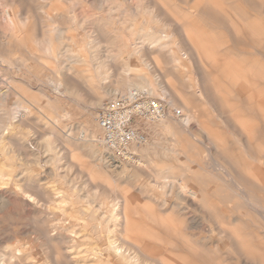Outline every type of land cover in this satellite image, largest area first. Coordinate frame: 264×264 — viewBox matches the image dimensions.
I'll use <instances>...</instances> for the list:
<instances>
[{
    "label": "bare ground",
    "instance_id": "6f19581e",
    "mask_svg": "<svg viewBox=\"0 0 264 264\" xmlns=\"http://www.w3.org/2000/svg\"><path fill=\"white\" fill-rule=\"evenodd\" d=\"M85 8L103 12L96 25L115 26L114 31L102 28L97 32L95 24H90L91 30L85 32L89 39L85 57L72 54L71 40L66 43L64 39L67 30L48 17L43 19L52 22L47 20L50 25L37 44L47 58L27 50L31 60L44 69L49 59L57 62L58 69L54 65L46 69L58 73L51 85L80 102L89 92L86 85L98 78L107 80L115 68L121 73L116 85L106 88V96L115 100L140 92L154 100H167L183 112L181 126L167 116L160 122L161 129L173 134V144L146 143L135 149L139 160L134 165L122 164L102 152L99 132L86 125L78 126L75 133L65 130L69 112L48 100L45 108L52 124L61 126L60 132L53 128L39 132L38 146L46 158L42 161L38 154L27 152L31 160L25 161L41 169L55 168L62 161L64 152L59 146H63L68 165L64 159L60 163L67 173L61 177L75 184L68 172L76 168L85 180L83 187L51 186L52 191H45L38 187L44 183L34 171L18 169L23 150L17 130L28 127L33 111L19 101L13 104L12 114L7 113L3 104L11 96L0 91V264H264V0H0L1 22L9 37L0 39L4 48L0 51L18 50L17 45L12 48L13 43L18 44V30L30 24L32 12L72 13ZM83 13L80 25L90 19ZM140 13L158 26L172 27L185 52L172 57L174 36L157 30L133 31ZM123 31H131L132 43L120 41L127 34ZM105 43L109 46L104 55L101 45ZM118 43L127 54L122 63L117 53L122 50L115 48ZM168 53L172 63L165 65L176 63L170 69L182 67L183 72V60L190 61L197 79L190 91L181 93L170 83L173 74L161 67ZM6 64L2 61L0 66L6 68ZM102 100L92 96L90 106L101 108ZM55 170L49 168L50 178ZM32 217L36 223L30 241L21 243L29 225L23 227L21 222ZM55 221L60 225L53 226ZM37 241L54 249L42 256Z\"/></svg>",
    "mask_w": 264,
    "mask_h": 264
},
{
    "label": "rangeland",
    "instance_id": "374dc122",
    "mask_svg": "<svg viewBox=\"0 0 264 264\" xmlns=\"http://www.w3.org/2000/svg\"><path fill=\"white\" fill-rule=\"evenodd\" d=\"M92 9V10H91ZM85 8V9H83V10H79V11H72V13L70 12L71 10H60V11H54V10H52V9H48V10H39V11H35V12H32L31 14H30V18H31V21H30V24H28V25H24V26H22V28L21 29H19L18 31H19V38H18V41H17V43L18 44H16V41H14L15 43H13V46L15 45H17V46H19L18 47V50L20 49V51H18V50H16V52L15 51H12V52H6V51H4L3 53H2V50L0 51V63L2 62V61H5V62H7L8 64H6V65H8V67H6V68H2L1 66H0V76H2V81L4 82H2V81H0V91H3V92H8L9 93V95L11 96V98L8 100V101H6L5 102V104H3V109L4 110H6V109H8V110H6V112L7 113H9V114H12V112H13V110H14V105L17 103V102H19V101H23L24 103H26V105L29 107V108H31V110L33 111L32 113V115L34 116H32V115H30V117L28 116V123L26 124V126H28L27 128L25 127L24 129H20V131H18L17 130V132H18V135H17V140H18V143L20 144V143H22L21 144V147H22V150H23V157H24V163H25V165H24V163L22 162V158H21V167L20 168H18L19 169V171L20 172H25V170H26V172H27V170H28V172H30V173H33V171H34V173L33 174H35L34 176L36 177V179H40V178H42L41 180H43V181H45L44 179H46V181L45 182H43L42 181V183H44V184H41L40 182V184L41 185H43V187L44 188H46V189H44L39 183H37L36 182V185H40V186H38L39 188H41L42 190H45V191H47V190H49V191H52L54 188H67V189H72L73 188V185H75V187H79V186H81V187H83L84 186V180H85V177L83 178V176L82 175H80V172H79V170H75L76 168H73L74 169V171H71V170H69L70 172H68V176L70 175V173H71V175H73V176H69L70 178H74L75 179V184H68L67 182H65L64 180H63V178L61 177V176H63L64 174H67L66 173V166L65 165H68L66 162L68 161L67 160V155H66V150L64 151V149H63V146H59V148L60 149H62V150H60V151H62V152H64L62 155H61V153H59V155H61L60 157H61V160L62 161H60V162H58L59 164H57V167H53V166H51L53 169H57V170H55V172H56V175H54V177H52V178H50L49 177V175L47 174L49 171V168H51L50 166H49V168L48 167H46L45 166V168L44 169H41V168H39V167H37V165H35L34 163L32 164V162H30L29 160H31L30 159V156H26V155H28L29 153L30 154H38L37 156L40 158V160H42V161H44L45 160V158H46V154H44V152H43V150L41 149V148H39L40 146H38V145H40V143H41V141L39 142V140H41L40 138H41V134L39 133V132H41L42 131V133H43V131L45 132V131H47L49 128L51 129V128H53V129H55L57 132H60V129H61V126H54L53 124H52V119H51V117H49V115H48V113H47V109L45 108V106L47 105V101L48 100H50L51 102H54V103H56V104H59L58 106L59 107H61V108H65L64 110H66L67 112H69V115H70V118L68 117V119L65 121V130H67V131H70L71 129H72V132L73 133H75L74 131H76V129H77V127L79 126H83V125H86V127L88 128V129H90L91 131H97V132H99V134H100V138H102V136H103V134H102V132H101V130L99 129V127L97 126V124H96V121H95V118H96V116H97V114L100 112V110H101V108H103V106L107 103V102H109V101H112V100H114L113 98H109V96H106V88L108 89V88H110V84H111V86L112 87H114L115 85H116V82H117V77H118V75L121 73L120 71H117L115 68H113V69H111V71L110 72H112V76L110 75V76H108V77H106L105 79H107V80H103L104 78H98V79H95L94 80V84L93 85H91V86H89V85H86L87 87V89L89 90V92L87 93V94H89V96H87V94H86V96L85 97H83L81 100H80V102L78 101V102H75L73 99H71L69 96H67L66 94H65V92L64 91H57V89H56V86L55 85H51V83H50V80H53L55 77H54V74H55V76L58 74V73H55V72H52L51 70L50 71H47L48 70V68L49 69H51L52 67L54 68V66H55V70L56 69H58L57 67H58V65H57V62L55 61V60H53V59H49L48 60V63H50L49 65H48V68H45L44 69V67H42L40 64H38V63H36L35 61H33V60H31V53H40L39 55L40 56H42V57H44V58H47V56L45 55V54H43V53H41L40 52V50H41V48L37 45L38 44V42L39 41H41V39H42V35H43V33L47 30V26L48 25H50V23L49 22H52V20H57V23H59V24H57V25H55V26H57V27H59L60 29H63L64 31H66L67 30V32H65V35L67 36L66 38H64L66 41V43H69L68 42V40L70 41L71 40V43H70V45H72L73 47H72V54L74 55H76V56H86V53L84 52V50H86L87 49V47H88V45H89V39H88V37L86 36L87 34L85 33L86 31H88V30H91V28H92V26H94V24H95V27H93L94 29H96V27L98 28V29H96V31L98 30L99 32H101V31H103V30H110V31H114L113 30V28L115 27L114 25H112V24H109L108 23V25L105 23V25L106 26H103L104 24H103V22L101 23V22H99V24L101 25V26H103V27H101L100 26V28L98 27L99 26V24L97 23V25H96V21L98 20V19H100V17L99 16H101V15H103V12L101 11V10H99L98 8H96V10H93V8ZM95 9V8H94ZM41 11H43V12H41ZM67 11H69V12H67ZM80 11H82V12H84L83 14H85V17H87V15L89 16V18L91 19H88V20H90V21H88L87 20V24L86 23H83L84 24V26H83V24L82 25H80L78 22H79V20L81 19L80 18V16H82V12H81V14H80V16H79V14L78 13H80ZM88 11V12H87ZM91 11V12H90ZM0 12H2V9H0ZM77 12V13H76ZM44 13V14H43ZM39 14V15H38ZM63 14V15H62ZM101 14V15H100ZM144 13H142V15H141V13L139 14V15H141V16H139L138 14H136L137 16L135 17V23H134V25H133V31H138V30H140V29H144L145 31H149V30H157V31H161L164 35H170V36H174L175 38H174V43H175V41H176V43H175V45H171L170 46V50H172L171 52H173L172 54H173V56L172 57H180L181 55H182V53H184L185 52V48H184V46L182 45V43H181V40H180V38H176V36L175 35H173L174 34V30H173V28L172 27H168V28H163L162 26H158L157 25V23L155 22V21H150V20H148L146 17L147 16H145V14L143 15ZM47 15V16H46ZM95 15V16H94ZM53 16V17H52ZM60 16V17H59ZM70 16V17H69ZM84 16V15H83ZM82 16V17H83ZM143 16H145V17H143ZM50 18V19H52V20H50V19H43V18ZM62 17V18H61ZM68 17H69V19H68ZM84 17V18H85ZM97 17H99V18H97ZM1 18H2V13H0V39L2 40L4 37H6L5 39L6 40H8L9 39V37L7 36L8 35V31H6L7 30V28L5 27V25L1 22ZM60 18V19H59ZM77 18V19H76ZM94 18V19H93ZM42 20V22H43V20H44V22L41 24V20ZM68 19V20H67ZM76 20L75 22L74 21H70V20ZM93 19V20H92ZM97 19V20H96ZM47 20H50L48 23H46L47 22ZM94 20H95V22H94ZM148 20V21H147ZM152 22V23H151ZM156 24H155V23ZM45 23V24H44ZM89 23V24H88ZM63 24V25H62ZM92 26H91V25ZM103 24V25H102ZM47 25V26H46ZM62 25V26H61ZM86 25V26H85ZM87 25H89V26H87ZM81 26H83L84 27V29H83V27H81ZM91 26V27H90ZM108 26V27H107ZM110 26H111V28H110ZM112 26H114V27H112ZM63 27V28H62ZM105 27H107L106 29H104ZM5 28H6V30H5ZM46 28V29H45ZM90 28V29H89ZM102 28H103V30H102ZM88 29V30H87ZM93 29V30H94ZM135 29V30H134ZM1 31H2V34H1ZM5 31H6V33H5ZM97 31V32H98ZM109 31V32H110ZM123 32H125V33H127V34H125V35H123V38H122V40H120V41H122V42H127L128 44L129 43H132L133 42V40H131L129 37H130V33H131V31L128 33V31H123ZM4 34V35H3ZM7 34V35H6ZM124 34V33H123ZM129 35V36H128ZM37 36V37H36ZM40 36V37H39ZM127 36H128V40H125V39H127ZM65 37V36H64ZM87 37V38H86ZM41 38V39H40ZM108 39V38H107ZM106 39V41L108 42V40ZM1 40H0V48H2L3 46H2V44H1ZM24 40V41H23ZM74 42H73V41ZM124 40V41H123ZM102 41H104L105 42V38H104V40L102 39ZM180 41V42H179ZM13 42V41H12ZM23 44V46H21L22 44ZM73 44H77L76 45V47H75V45H73ZM83 45V46H82ZM12 46V48H16L15 46L13 47ZM26 46V47H25ZM86 46V47H85ZM106 46V47H105ZM109 45H107L106 43H105V45H101V47H102V51H103V53H104V55L106 54V48L108 47ZM175 46V47H174ZM29 47V48H28ZM116 47H118V48H120V49H116L117 51L118 50H122V48H123V44L122 43H118L116 46H115V48ZM85 48V49H84ZM104 48V49H103ZM172 48H174V49H172ZM178 48V49H177ZM183 48V49H182ZM2 49H4V48H2ZM32 50L31 51V53L30 52H28L27 50ZM79 49H81V50H79ZM179 50V53L180 54H178V55H176L175 54V51H178ZM26 51V52H25ZM14 52H15V55H14ZM80 52V53H79ZM6 53H8L7 54V56H6ZM30 53V54H29ZM118 54H120L121 55V60L122 61H118L119 63H122V62H124V60L127 58L126 56H127V54L126 53H123V50H122V52L120 51V52H117ZM123 54V55H122ZM9 55V56H8ZM25 56V55H27V56H25V58L24 57H22V56ZM30 56V58H29V56ZM126 55V56H125ZM176 55V56H175ZM2 57H4V58H2ZM20 57V58H19ZM120 57V56H119ZM118 57V60H120V58ZM168 57V58H167ZM20 59V61H22L21 63L22 64H20V62L19 61H17V60H19ZM29 58V59H28ZM124 58V59H123ZM170 58V56H169V53L166 55V59H165V61H164V63H162V65H161V67H162V69H164V70H169V72H171V74H173L172 76H170L169 77V81H170V83L173 85V86H177L178 87V90L182 93V92H188V91H190V88H192L195 84H196V81L195 80H197L195 77H193V68H192V66L190 65V61L188 60V64L186 63L187 62V60H183L184 61V63H185V67H183V72H181V70L180 69H182V67H180L178 70H175V69H170V68H172V65L174 66V65H176V63L175 62H173L174 64H169L168 66H166L165 65V62H166V64L169 62H171L172 63V61L169 59ZM5 59H7V60H5ZM14 59V60H13ZM27 59V60H26ZM28 60H30L29 62H28ZM52 60V61H51ZM17 61V63H15ZM186 61V62H185ZM12 62V63H11ZM25 62H26V64H27V66L25 67ZM56 63V65H55V63ZM14 63V64H13ZM30 63L32 64V65H30ZM16 64V65H15ZM52 64V65H51ZM117 64V63H116ZM11 65V66H10ZM19 65H20V67H19ZM54 65V66H53ZM18 67V68H15V67ZM30 66V67H29ZM50 66V67H49ZM191 68H190V67ZM24 67V68H23ZM167 67H169V69L167 68ZM8 68V69H7ZM10 68V69H9ZM22 68H23V70H22ZM25 68H27V69H25ZM52 68V69H53ZM7 69V70H6ZM41 69V70H40ZM47 69V70H46ZM186 69V70H185ZM192 69V70H191ZM4 70V71H3ZM9 70V71H8ZM11 70H13V71H11ZM47 72H46V71ZM172 70V71H171ZM2 71H3V73H2ZM21 71V72H20ZM42 71H43V73H42ZM46 73H45V72ZM174 71H175V73H177V74H175L174 73ZM180 71V72H179ZM14 74H13V73ZM190 72V73H189ZM9 73H11V74H9ZM40 73H42V74H40ZM4 74H5V76H4ZM48 74V75H47ZM110 74V73H109ZM7 75V76H6ZM11 75V76H10ZM12 75H14L15 76V78L12 76ZM21 75V76H20ZM38 75H39V77H38ZM50 75V76H49ZM113 75H114V77H113ZM41 76V77H40ZM47 76V77H46ZM8 77H9V79H12L13 80V82H11L9 85H8ZM13 77V78H12ZM51 77V78H50ZM109 77H113L112 79L111 78H109ZM175 77V78H174ZM180 77V78H179ZM181 77H183V78H181ZM191 77H193V79L191 78ZM17 78V79H16ZM53 78V79H52ZM184 78H185V80L186 81H184ZM4 79V80H3ZM21 79V80H20ZM110 79V80H109ZM190 79V80H189ZM20 80V81H19ZM48 80V81H47ZM100 80H102V81H100ZM113 80V81H112ZM99 81H100V83H99ZM108 82V83H105V82ZM184 81V83H185V85H184V83H181V82H183ZM50 83V85H49V83ZM2 83H3V85H2ZM102 83V84H101ZM175 83V84H174ZM177 83V84H176ZM21 84H22V86H21ZM24 84H25V87H23L24 86ZM98 84H100V85H98ZM104 84V85H103ZM108 84V85H107ZM10 85H12L13 86V89H10ZM97 85V86H96ZM191 85H193L192 87H191ZM105 86V87H104ZM188 86V87H187ZM190 86V87H189ZM24 89H23V88ZM40 87V88H39ZM184 87H185V89H184ZM103 88H105L104 90H103ZM98 89V90H97ZM187 89V90H186ZM5 90V91H4ZM14 90H15V92H14ZM91 90H93V91H91ZM98 91V92H97ZM104 93V94H102V92ZM41 93H42V95L43 96H41ZM184 93V94H185ZM46 96H48V97H46ZM92 96H99V97H102L103 98V100H102V105H101V108H98V107H94V108H92L91 106H90V103H89V100L91 99V97ZM24 97V98H23ZM41 99H40V98ZM50 97V98H49ZM109 98V99H108ZM18 99V101H16ZM56 99V100H55ZM112 99V100H111ZM53 100V101H52ZM60 100V101H59ZM42 101V102H41ZM45 101V102H44ZM84 101V102H83ZM165 103H167L166 101L167 100H163ZM10 102H11V104H10ZM13 102V103H12ZM38 102V103H37ZM39 102H41L40 104H39ZM44 102V103H43ZM84 103V104H83ZM14 104V105H13ZM28 104H30V105H28ZM198 104V103H197ZM7 105H8V107H7ZM33 105V106H32ZM88 105H89V107H91V108H89L88 107ZM168 105V104H167ZM33 108H32V107ZM35 106V107H34ZM87 106V109L85 108ZM171 109H179L177 106L176 107H173V106H170V105H168ZM11 107V108H10ZM37 107V108H36ZM41 107H42V109H41ZM10 108V109H9ZM85 108V109H84ZM90 110H89V109ZM97 108V109H96ZM40 110V112L38 111V110ZM10 110V111H9ZM12 110V111H11ZM41 110H42V112H41ZM44 110V111H43ZM95 110V111H94ZM39 113H38V112ZM35 112H37V113H35ZM47 113V114H46ZM90 113V114H89ZM36 115V116H35ZM94 115V116H93ZM49 117V118H48ZM168 117H170V118H172L173 119V121L175 122V123H177L179 126H181L180 124H181V119H177V118H175L174 116H173V114L172 113H170L169 114V116ZM31 118H32V120H31ZM35 118V119H34ZM49 119V120H48ZM39 120V121H38ZM51 120V121H50ZM30 122L32 123V124H30ZM35 122V123H34ZM34 124H36V125H34ZM32 125V126H31ZM50 125V126H49ZM161 125H162V123H156V124H152V123H146V122H144V123H142L141 124V129L145 132V134L147 135V137H148V144L150 145V146H152V145H171V144H173V134H171L170 132H167V131H163L162 129H161ZM31 126V127H30ZM36 126V131L34 130L35 128L34 127ZM92 126V127H91ZM33 127V128H32ZM38 127H39V129H38ZM47 129V130H44V129ZM74 128V129H73ZM29 129V130H28ZM32 129V130H31ZM39 131H38V130ZM41 129H43V130H41ZM96 129V130H95ZM25 130V131H24ZM27 130H28V132H27ZM99 130V131H98ZM32 132V133H31ZM25 133V134H24ZM27 133V134H26ZM30 133V134H29ZM35 133V134H34ZM72 133V134H73ZM32 134V135H31ZM40 134V135H39ZM19 135H20V138L22 139L21 141L19 140L20 138H19ZM30 135V136H29ZM35 135V136H34ZM22 136V137H21ZM27 136V137H26ZM29 136V137H28ZM26 137V139H24ZM24 139V140H23ZM172 140V141H171ZM28 142V143H27ZM34 142V143H33ZM23 145V146H22ZM28 145V146H27ZM27 146V147H26ZM30 146V147H29ZM33 146V147H32ZM24 148V149H23ZM29 148V149H28ZM105 149V150H104ZM36 150V151H35ZM101 150H102V152L103 153H109L108 152V150L103 146L102 148H101ZM24 152H25V154H24ZM27 152H28V154H27ZM29 154V155H30ZM65 155H66V157H65ZM62 156H63V158H62ZM138 157V156H137ZM26 158H29V160H27V163H31V165H30V163L29 164H27L26 163ZM65 160V163H64V160ZM136 161H138L139 160V158H136L135 159ZM65 164L64 166L65 167H63V166H60L61 164ZM122 164H126V163H122ZM131 164H133L134 165V162L133 163H131ZM34 165V166H33ZM27 167V168H26ZM62 167L63 168H65V169H62ZM29 168H31V169H29ZM72 169V170H73ZM30 170V171H29ZM44 170V171H43ZM60 171H62V172H60ZM60 172V173H59ZM74 172V173H73ZM77 172V173H76ZM63 173V174H62ZM32 174V175H33ZM40 175V176H39ZM81 176V177H80ZM105 179H106V175H102ZM59 177V178H58ZM77 177V178H76ZM79 177V178H78ZM50 178V179H49ZM56 178V179H55ZM61 178V179H60ZM54 179V180H53ZM76 179H78V180H76ZM81 179V180H80ZM83 179V180H82ZM47 181H48V183H47ZM82 181V182H81ZM54 182V183H53ZM77 182L79 183L80 182V184H78L77 185ZM52 183V184H51ZM82 183V184H81ZM45 184H46V186H45ZM51 186H53V187H51ZM70 187V188H69ZM80 187V188H81ZM51 188V189H50ZM76 198H77V196H76ZM29 209H31V208H29ZM28 209V210H29ZM32 210V209H31ZM30 210V211H31ZM40 219V221H39V223L41 222V217L39 218ZM34 221V222H33ZM35 223H36V221L33 219V217L32 218H30L29 220H25V221H23V222H21V226H23L24 224L25 225H27V224H29V225H27L26 227H27V232H25V233H27V235L26 234H23L21 237H20V242L21 243H25V242H28V241H30V236H31V229H32V227H33V225H35ZM25 225L23 226V227H25ZM56 225H60L59 224V222H54V224H53V226H56ZM29 230V231H28ZM22 240V241H21ZM38 244V245H37ZM42 244V245H41ZM35 246H36V248L37 249H39V252H40V255H42V256H45V255H47L48 253H49V251H50V249H51V251H52V248L54 249V246H51V245H49V247H48V245H44L43 244V241H37L36 242V244H35ZM39 246V247H38ZM47 246V247H46ZM50 251V252H51Z\"/></svg>",
    "mask_w": 264,
    "mask_h": 264
},
{
    "label": "built area",
    "instance_id": "2783aa9c",
    "mask_svg": "<svg viewBox=\"0 0 264 264\" xmlns=\"http://www.w3.org/2000/svg\"><path fill=\"white\" fill-rule=\"evenodd\" d=\"M170 113L177 119L183 117L180 109H171L164 101L133 92L107 102L95 121L103 134L102 143L108 154L120 163H133L137 158L135 149L148 143L141 124L160 123Z\"/></svg>",
    "mask_w": 264,
    "mask_h": 264
}]
</instances>
